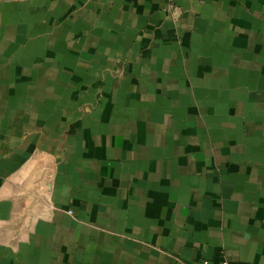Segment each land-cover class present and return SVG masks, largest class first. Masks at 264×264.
<instances>
[{
	"label": "crops",
	"instance_id": "obj_1",
	"mask_svg": "<svg viewBox=\"0 0 264 264\" xmlns=\"http://www.w3.org/2000/svg\"><path fill=\"white\" fill-rule=\"evenodd\" d=\"M264 264V0H0V264Z\"/></svg>",
	"mask_w": 264,
	"mask_h": 264
},
{
	"label": "built area",
	"instance_id": "obj_2",
	"mask_svg": "<svg viewBox=\"0 0 264 264\" xmlns=\"http://www.w3.org/2000/svg\"><path fill=\"white\" fill-rule=\"evenodd\" d=\"M201 264H227L226 261H222V262H212L209 259H202Z\"/></svg>",
	"mask_w": 264,
	"mask_h": 264
}]
</instances>
